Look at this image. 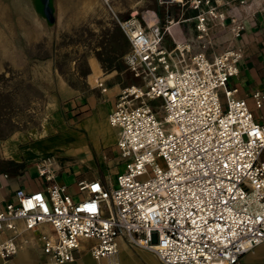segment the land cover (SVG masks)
Instances as JSON below:
<instances>
[{"label": "built area", "instance_id": "obj_1", "mask_svg": "<svg viewBox=\"0 0 264 264\" xmlns=\"http://www.w3.org/2000/svg\"><path fill=\"white\" fill-rule=\"evenodd\" d=\"M157 1L195 10V33L166 48L165 33L180 22L170 12L163 22L146 12L118 20L130 43L124 61L140 82L123 87L108 114L124 161L116 186L79 180L75 197L41 169L42 188L18 186L0 201L1 258L33 240L57 264L83 248L95 259L111 258L123 240L163 264H241L264 241V122L228 84L241 47L213 50L216 30L238 38L264 0ZM252 96L264 106L263 91Z\"/></svg>", "mask_w": 264, "mask_h": 264}, {"label": "crops", "instance_id": "obj_2", "mask_svg": "<svg viewBox=\"0 0 264 264\" xmlns=\"http://www.w3.org/2000/svg\"><path fill=\"white\" fill-rule=\"evenodd\" d=\"M33 2V13H28L24 20V36L28 48L38 47L37 54H32V65L36 66L33 68L51 72L54 87L42 120L5 138L0 168L6 169L0 171L9 175L0 177V201L11 198L18 186L28 190L42 188L47 181L40 174L41 169L53 173L56 181L60 173L68 176L74 183L72 190L64 182L59 183L65 184L75 197L79 196L76 194L79 180L100 178L112 184V177L124 165L120 163L116 145L118 128L108 122V114L121 89L140 82L124 61L130 43L118 20L131 13L146 12L153 21L163 22L170 12L180 22L173 23L165 33L162 44L166 48H171L174 40L195 33V10L179 2L165 5L157 0H38L42 10ZM45 3L52 5V19L44 10ZM255 7L253 4L252 9ZM244 11L242 8L241 13ZM74 30L85 31L86 41L73 43L80 49L71 60L74 75L71 80L59 71L57 40L58 33ZM216 33L214 52L229 42L241 47L239 71L229 78L228 84L238 88L236 95L245 98L256 119L264 122V106L257 108L252 96L255 90L264 92V11H254L245 17V29L234 40L226 28ZM214 52L209 49L207 54L211 58ZM4 237L5 234L0 235V239ZM118 259V264H163L153 253L133 248L123 240ZM0 264L57 263L49 261L33 240L22 243L9 259L0 257ZM60 264H108V261L95 259L83 248L75 260ZM241 264H264V241L247 251Z\"/></svg>", "mask_w": 264, "mask_h": 264}, {"label": "rangeland", "instance_id": "obj_3", "mask_svg": "<svg viewBox=\"0 0 264 264\" xmlns=\"http://www.w3.org/2000/svg\"><path fill=\"white\" fill-rule=\"evenodd\" d=\"M33 3L38 4V0ZM32 8V0H0V155L4 153L7 136L42 120L54 87L52 73L34 69L36 66L32 65V54H37L38 47L28 48L23 30V25L26 24L24 20L28 13H33ZM76 33H79L78 38ZM51 35L50 32L49 42ZM84 35L85 31L81 30L58 33L57 65L59 71L71 80H74L71 60L80 49L73 43L85 42ZM48 49L45 51L48 52ZM158 102L157 99L155 103ZM158 162L164 165L162 159ZM120 163L124 165V161L121 160ZM57 178L58 182L67 184L70 190L74 188V183L68 176L60 173ZM111 181L116 186V174Z\"/></svg>", "mask_w": 264, "mask_h": 264}, {"label": "trees", "instance_id": "obj_4", "mask_svg": "<svg viewBox=\"0 0 264 264\" xmlns=\"http://www.w3.org/2000/svg\"><path fill=\"white\" fill-rule=\"evenodd\" d=\"M39 5V9H41L42 10V8H43V5H40V4H38ZM52 5L51 6H49L48 5V7L47 6H45L44 7V10H45V12H46V14L48 15V17H49V19H52L53 17H54V15L52 14ZM0 169H6V168H0Z\"/></svg>", "mask_w": 264, "mask_h": 264}, {"label": "bare ground", "instance_id": "obj_5", "mask_svg": "<svg viewBox=\"0 0 264 264\" xmlns=\"http://www.w3.org/2000/svg\"><path fill=\"white\" fill-rule=\"evenodd\" d=\"M118 253H119V250H118V252H117V254L115 256H113L111 258H105V259H107L108 264H118V261H119V259H118ZM101 259H104V258H101Z\"/></svg>", "mask_w": 264, "mask_h": 264}, {"label": "flooded vegetation", "instance_id": "obj_6", "mask_svg": "<svg viewBox=\"0 0 264 264\" xmlns=\"http://www.w3.org/2000/svg\"><path fill=\"white\" fill-rule=\"evenodd\" d=\"M46 1V0H45ZM45 5H47L46 3H45Z\"/></svg>", "mask_w": 264, "mask_h": 264}, {"label": "water", "instance_id": "obj_7", "mask_svg": "<svg viewBox=\"0 0 264 264\" xmlns=\"http://www.w3.org/2000/svg\"><path fill=\"white\" fill-rule=\"evenodd\" d=\"M46 6L48 7V4Z\"/></svg>", "mask_w": 264, "mask_h": 264}]
</instances>
